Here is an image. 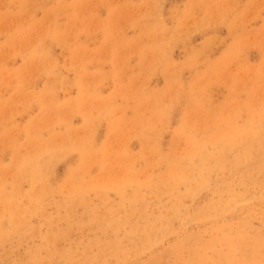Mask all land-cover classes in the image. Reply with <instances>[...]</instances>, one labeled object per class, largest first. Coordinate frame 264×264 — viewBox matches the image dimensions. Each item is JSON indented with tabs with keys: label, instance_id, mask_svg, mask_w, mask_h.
I'll list each match as a JSON object with an SVG mask.
<instances>
[{
	"label": "rangeland",
	"instance_id": "374dc122",
	"mask_svg": "<svg viewBox=\"0 0 264 264\" xmlns=\"http://www.w3.org/2000/svg\"><path fill=\"white\" fill-rule=\"evenodd\" d=\"M0 264H264V0H0Z\"/></svg>",
	"mask_w": 264,
	"mask_h": 264
},
{
	"label": "bare ground",
	"instance_id": "6f19581e",
	"mask_svg": "<svg viewBox=\"0 0 264 264\" xmlns=\"http://www.w3.org/2000/svg\"><path fill=\"white\" fill-rule=\"evenodd\" d=\"M248 163V162H247Z\"/></svg>",
	"mask_w": 264,
	"mask_h": 264
}]
</instances>
